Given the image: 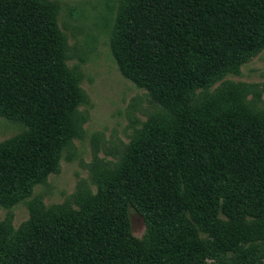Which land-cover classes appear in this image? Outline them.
<instances>
[{
	"label": "trees",
	"instance_id": "obj_1",
	"mask_svg": "<svg viewBox=\"0 0 264 264\" xmlns=\"http://www.w3.org/2000/svg\"><path fill=\"white\" fill-rule=\"evenodd\" d=\"M116 3L112 52L160 115L125 146L121 163L93 177L95 192L79 189L22 228L2 230L0 264H175L183 242L196 257L209 248L220 261L238 246L241 259L262 261L264 123L230 124L224 115L240 111L228 103L194 110L188 98L264 48V0ZM57 24L45 4L0 0V115L22 125L0 147V190L19 180L33 185L35 159L59 154L82 132L78 79L65 65ZM0 204L10 205L1 197ZM130 208L157 227L153 246L130 234ZM232 214L250 217L253 228L241 230Z\"/></svg>",
	"mask_w": 264,
	"mask_h": 264
},
{
	"label": "rangeland",
	"instance_id": "obj_2",
	"mask_svg": "<svg viewBox=\"0 0 264 264\" xmlns=\"http://www.w3.org/2000/svg\"><path fill=\"white\" fill-rule=\"evenodd\" d=\"M22 1L28 0H19ZM33 1L45 4L55 12L65 65L74 70L78 79L82 132L59 154L37 155L35 162L39 161V164L36 168L41 170L34 172L33 185L30 186L29 180H19L21 183L16 181V184L0 190L4 203H10L6 207L0 204V232L22 228L35 216V211H41L42 206L62 204L71 197H79V189L89 188L95 192L93 177L122 161L125 146L134 136L146 134L148 126L162 109L147 95L145 88L125 77L112 52L111 30L119 15L116 0ZM198 92L188 98L191 109L198 110L222 100L229 104L230 109L240 111L238 118L224 115L230 124L242 126L244 123L251 127L256 122L254 118L264 123V48L245 61L237 73L225 74L200 94ZM21 127V123L0 115V147L20 132ZM45 169L47 172L42 178ZM24 192L26 196L17 201ZM260 209L264 211L263 204ZM253 211L256 212L255 209ZM233 215L241 221V226L246 225L241 230L247 231L248 226L253 228L254 222L249 220L250 217L240 219L238 214ZM220 217L225 218L223 215ZM147 223L141 214L130 208V234L153 246L158 230ZM218 227L216 232L220 231L221 226ZM199 235L202 239L207 237L205 231ZM243 235L247 236V233ZM183 243L178 247L175 264H260L264 260V256L261 261L258 255L257 258L247 256L241 259L238 246L228 247L227 251L219 253L220 261L212 259L209 248H199V256L196 257L192 252L181 250ZM214 244L212 241L209 247Z\"/></svg>",
	"mask_w": 264,
	"mask_h": 264
}]
</instances>
